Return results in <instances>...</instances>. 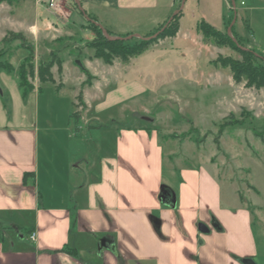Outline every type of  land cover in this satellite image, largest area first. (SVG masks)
<instances>
[{"label":"crops","instance_id":"0c3cea01","mask_svg":"<svg viewBox=\"0 0 264 264\" xmlns=\"http://www.w3.org/2000/svg\"><path fill=\"white\" fill-rule=\"evenodd\" d=\"M25 2L35 12L21 31L30 37L46 17L63 29L82 31L93 20L115 37L146 36L178 5L62 0L49 8L48 0H14L11 6ZM180 27L181 18L172 39ZM32 85L22 98L16 75L0 99V264H264V207L223 192L221 180L202 167H173L166 175L162 144L146 126L119 127L108 150L95 142L90 148L96 117L90 120V85L81 90L85 108L76 126L66 111L56 121L36 77Z\"/></svg>","mask_w":264,"mask_h":264},{"label":"rangeland","instance_id":"374dc122","mask_svg":"<svg viewBox=\"0 0 264 264\" xmlns=\"http://www.w3.org/2000/svg\"><path fill=\"white\" fill-rule=\"evenodd\" d=\"M177 3L175 15L182 14L177 39H159L127 63L113 59L110 65L94 59L93 49L86 47L95 38L89 25L82 31L72 25L63 29L49 23L52 18L46 17V26L40 31L31 30L30 37L21 31L26 29V22L33 21L35 12L31 4L25 2L14 10L12 4L0 3L1 62L13 69V74L0 71V99L11 93L18 68L27 65L24 62L30 53L35 70L39 63L48 62L54 55L65 63L66 87L56 90L50 84L40 85V98L46 100L55 120L65 111L70 118L81 109L74 108L72 103L79 91L78 77L86 80L80 67H87L93 77L90 120L91 114L96 116L90 122V148L95 142L108 150L119 127L146 126L156 131L162 144L166 175L173 167L177 171L202 167L221 180L223 192L236 191L250 205L264 207V88L246 89L232 81L229 69L214 67L213 61L219 56L235 60L240 56L231 48L216 47L196 31L200 22L221 32L232 29L242 39L244 48L264 58V0H177ZM166 24L146 36H135L140 32L133 31L131 36L119 38L133 44L159 35ZM101 31L109 40L118 38ZM8 32L20 33L24 40L9 37L5 43L3 38ZM53 68L59 81L62 75ZM32 81L28 79L29 84ZM72 86L77 87L71 89ZM75 103L78 104L77 100ZM252 186L259 195L249 190ZM255 216L258 220L257 213ZM260 228L256 222L255 232H260Z\"/></svg>","mask_w":264,"mask_h":264},{"label":"trees","instance_id":"16d2710c","mask_svg":"<svg viewBox=\"0 0 264 264\" xmlns=\"http://www.w3.org/2000/svg\"><path fill=\"white\" fill-rule=\"evenodd\" d=\"M13 2L14 0H0V3H6L8 5L13 4ZM181 16V13L173 16L172 20L166 25L163 32L156 38L149 40L139 39L133 44H129L119 37L112 40L105 38L102 34V29L92 20L88 24V29L93 32L95 38L94 40L88 42L86 47L93 49L94 59H100L107 65H110L113 59H119L121 62L127 63L130 58L142 55L159 39L174 38L179 30V21ZM196 31L202 35L204 40H210L216 47L231 48L240 56L239 60L219 56L215 61H213L214 67L219 66L224 69H229L232 81L237 85L243 84L246 89L260 90L264 88V58L261 55L256 54L253 50L244 48L241 44L242 39L232 32V29L230 30L231 36H229L227 32H221L205 22H200L196 26ZM108 34L110 35V33ZM9 37H11L10 39L12 40H24V36L22 34H13L8 32L3 38V42L7 43V41L10 40ZM2 57L3 53L0 51V71L12 73L13 69L11 65L1 62ZM31 57L32 55L30 53L24 62H27V65H20L17 72L18 87L22 92V98H25L28 93L34 89L33 85L28 83V79L32 81L36 77L40 85H55L56 82L53 79L51 69L55 66L59 75H61L62 72V62L58 58H55L54 55L48 62L39 63L36 70L30 62ZM80 71L86 76V80L80 85L76 96L78 104L73 106L74 108L80 107V110H83L85 105L82 102L81 90L83 87L90 85V80L93 79V77L90 76L84 67H80ZM62 87L60 79L59 83L55 86V89L60 90ZM79 117V111L70 115V119H72L75 126L77 125ZM75 130L77 131V129Z\"/></svg>","mask_w":264,"mask_h":264},{"label":"built area","instance_id":"2783aa9c","mask_svg":"<svg viewBox=\"0 0 264 264\" xmlns=\"http://www.w3.org/2000/svg\"><path fill=\"white\" fill-rule=\"evenodd\" d=\"M61 2H62V0H48L47 5H48L49 8H53L58 3H61ZM30 239L31 240L34 239V234H31Z\"/></svg>","mask_w":264,"mask_h":264},{"label":"water","instance_id":"95a60500","mask_svg":"<svg viewBox=\"0 0 264 264\" xmlns=\"http://www.w3.org/2000/svg\"><path fill=\"white\" fill-rule=\"evenodd\" d=\"M182 7V6H181ZM175 15V14H174ZM173 16L167 21V24L172 20ZM166 24V25H167ZM230 32V30H228V33ZM158 36V33L151 36V37H148V38H143L145 40H149V39H153V38H156ZM230 36V35H229ZM113 39H117V38H113ZM79 65V63H77ZM244 264H254L253 262L249 261V260H245L244 261Z\"/></svg>","mask_w":264,"mask_h":264}]
</instances>
